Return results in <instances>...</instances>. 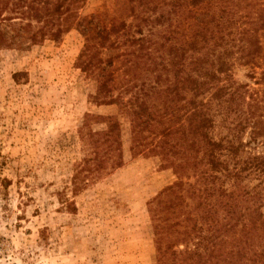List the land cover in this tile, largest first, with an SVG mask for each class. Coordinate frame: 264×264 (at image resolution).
<instances>
[{"label":"trees","instance_id":"obj_1","mask_svg":"<svg viewBox=\"0 0 264 264\" xmlns=\"http://www.w3.org/2000/svg\"><path fill=\"white\" fill-rule=\"evenodd\" d=\"M111 4V14L107 7L82 15L84 0H0V46L20 51L71 30L82 36L75 65L95 83L94 104L123 107L131 151L159 158L176 177L147 203L157 264H264V152H255L264 146V0ZM157 27L165 43L144 33ZM175 33L181 38L173 43ZM125 43L130 51L119 50ZM129 54L114 95V61ZM235 65L260 88L236 83ZM217 117L227 134H214ZM93 118L106 129L82 160L85 181L123 164L118 120L86 114L84 137Z\"/></svg>","mask_w":264,"mask_h":264},{"label":"rangeland","instance_id":"obj_2","mask_svg":"<svg viewBox=\"0 0 264 264\" xmlns=\"http://www.w3.org/2000/svg\"><path fill=\"white\" fill-rule=\"evenodd\" d=\"M84 1L82 15L107 7L112 13L113 0ZM163 28L144 33L165 43ZM83 44L71 30L59 42L25 44L20 51L0 46V264H157L147 203L176 177L159 158L131 151L130 118L123 107L94 104L95 83L75 65ZM119 50L130 51V45ZM127 59L130 54L114 61V95L130 68ZM255 72L258 78L260 69ZM247 74L239 65L231 70L236 83L258 90ZM86 114L118 120L123 164L85 181L82 160L106 129L93 118L85 129L90 137H84ZM216 119L214 134H227ZM248 132L240 134L243 142ZM246 152L253 151L241 158ZM255 152H264V146ZM222 184L231 190L230 182Z\"/></svg>","mask_w":264,"mask_h":264}]
</instances>
